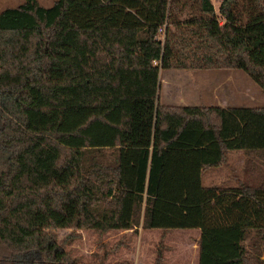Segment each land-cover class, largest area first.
I'll return each mask as SVG.
<instances>
[{"label":"trees","instance_id":"16d2710c","mask_svg":"<svg viewBox=\"0 0 264 264\" xmlns=\"http://www.w3.org/2000/svg\"><path fill=\"white\" fill-rule=\"evenodd\" d=\"M24 0L0 8V264H82L58 230H201L199 264H264V106L160 101L164 69H238L264 92V0ZM161 29L164 33L161 32Z\"/></svg>","mask_w":264,"mask_h":264},{"label":"rangeland","instance_id":"374dc122","mask_svg":"<svg viewBox=\"0 0 264 264\" xmlns=\"http://www.w3.org/2000/svg\"><path fill=\"white\" fill-rule=\"evenodd\" d=\"M56 0H39L50 7ZM24 0H0V8L17 7ZM218 10V0H213ZM160 101L168 105L198 106H264V92L244 71L238 69L184 70L164 69L160 72ZM261 166L264 179V159L255 153L231 151L225 165L204 172V186L236 187L245 179L250 163ZM197 229L170 232L167 264H199V245L193 239ZM185 232V233H177ZM177 233V234H176ZM190 233L191 235L187 234ZM65 249L82 264H151L161 232L111 230L99 234L92 229L58 230ZM264 259V255L261 256Z\"/></svg>","mask_w":264,"mask_h":264},{"label":"crops","instance_id":"0c3cea01","mask_svg":"<svg viewBox=\"0 0 264 264\" xmlns=\"http://www.w3.org/2000/svg\"><path fill=\"white\" fill-rule=\"evenodd\" d=\"M168 105V104H167ZM175 106H187V105H175ZM139 229H142V230H146V231H157V232H161L162 233V231L161 230H159V229H143L142 227H140ZM195 229H197L195 232H194V235L195 236H198L196 239H193V241L195 242V244H197V245H199V239H200V237H201V230L200 229H198V228H195ZM180 230H188V229H180ZM175 231V230H174ZM172 232V231H171ZM170 233V232H169ZM167 234V236H166V239H165V241H168V239H169V237H170V234ZM178 234L179 233H185V232H177ZM176 233V234H177ZM187 234H189V235H191L190 233H187ZM166 244H168V243H166ZM199 252V251H198ZM167 253H168V250H166L165 251V261H164V263L163 264H167V262H168V256H167ZM155 257H156V254H155V256L154 255H152V261H151V264H154V261H155Z\"/></svg>","mask_w":264,"mask_h":264},{"label":"built area","instance_id":"2783aa9c","mask_svg":"<svg viewBox=\"0 0 264 264\" xmlns=\"http://www.w3.org/2000/svg\"><path fill=\"white\" fill-rule=\"evenodd\" d=\"M161 32L164 33V31L161 29Z\"/></svg>","mask_w":264,"mask_h":264}]
</instances>
